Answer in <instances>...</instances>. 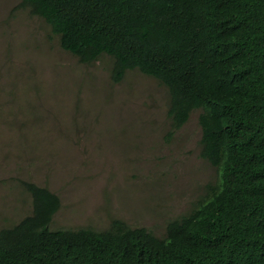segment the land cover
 Here are the masks:
<instances>
[{"label":"trees","instance_id":"trees-1","mask_svg":"<svg viewBox=\"0 0 264 264\" xmlns=\"http://www.w3.org/2000/svg\"><path fill=\"white\" fill-rule=\"evenodd\" d=\"M79 62L112 59L168 91L171 131L200 109V152L217 179L165 234L114 218L50 228L60 199L21 181L31 213L0 229V264H264V0H20ZM16 8V7H15Z\"/></svg>","mask_w":264,"mask_h":264},{"label":"rangeland","instance_id":"rangeland-1","mask_svg":"<svg viewBox=\"0 0 264 264\" xmlns=\"http://www.w3.org/2000/svg\"><path fill=\"white\" fill-rule=\"evenodd\" d=\"M19 3L0 0V229L31 213V181L60 199L52 229L118 218L163 236L218 176L200 109L171 131L164 85L136 69L111 82V58L79 62Z\"/></svg>","mask_w":264,"mask_h":264}]
</instances>
